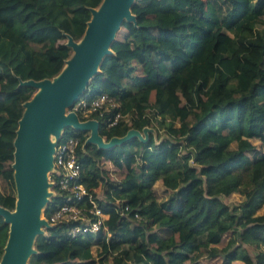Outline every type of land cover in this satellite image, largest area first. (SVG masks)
I'll list each match as a JSON object with an SVG mask.
<instances>
[{"label":"trees","instance_id":"trees-1","mask_svg":"<svg viewBox=\"0 0 264 264\" xmlns=\"http://www.w3.org/2000/svg\"><path fill=\"white\" fill-rule=\"evenodd\" d=\"M100 1L0 0L4 208L15 200L17 120L34 91L19 82L56 75L69 55L61 40L78 39ZM130 12L134 22L122 20L124 34L111 41L79 98L105 93L115 102L88 116L105 140L143 127L164 136L150 131L144 141L132 136L102 148L84 143L86 132L63 128L58 140L78 138L77 181L105 215V230L71 236L72 221L48 224L34 235L27 264H106V257L110 264H198L202 256L264 264V0H133ZM98 160L122 176L103 177ZM156 181L168 191L161 199ZM232 193L241 198L226 202ZM62 202L52 193L43 217ZM76 203L89 207L85 196ZM7 231L0 215V256Z\"/></svg>","mask_w":264,"mask_h":264},{"label":"water","instance_id":"water-1","mask_svg":"<svg viewBox=\"0 0 264 264\" xmlns=\"http://www.w3.org/2000/svg\"><path fill=\"white\" fill-rule=\"evenodd\" d=\"M133 0H101L95 8H89L90 17L78 41L69 35L65 44L73 54L65 60V66L52 78L27 79L20 84L38 88L23 102V110L17 120L13 138L12 177L15 190L13 208L0 206V215L8 224L7 237L0 256V264H27L33 251L35 234L40 226H48L39 219L40 207L47 201L45 190L51 184L47 171L51 165L53 147L59 139L61 127L88 131L84 143L107 148L136 136L144 141L138 130L130 128L122 136L105 140L97 133L98 122L93 118L81 120L73 111L64 108L81 96L84 86L98 70L101 59L111 52L110 43L122 20L134 22L130 12ZM47 130L55 136L54 142L47 137Z\"/></svg>","mask_w":264,"mask_h":264},{"label":"built area","instance_id":"built-area-1","mask_svg":"<svg viewBox=\"0 0 264 264\" xmlns=\"http://www.w3.org/2000/svg\"><path fill=\"white\" fill-rule=\"evenodd\" d=\"M114 106L115 102L110 97L100 93L89 100L77 98L71 107L77 116L85 117L82 119L85 120L92 113L102 114ZM118 117L116 113L112 118H107V125L114 124ZM77 147L78 138L75 136L69 135L62 140H57L53 147L51 165L47 171V181L51 184L52 193L61 196L63 202L44 219L48 224L72 221L73 224L68 229L71 236L83 232L93 233L99 229L105 230L102 224L105 215L101 213L90 192L77 181L80 170ZM83 196L89 204L87 208L79 207L76 203ZM112 204L117 206L118 201L114 200Z\"/></svg>","mask_w":264,"mask_h":264},{"label":"rangeland","instance_id":"rangeland-1","mask_svg":"<svg viewBox=\"0 0 264 264\" xmlns=\"http://www.w3.org/2000/svg\"><path fill=\"white\" fill-rule=\"evenodd\" d=\"M97 7V6H96ZM95 7V8H96ZM264 25V24H263ZM125 30L123 29V27L121 26V24L116 28L115 32H114V36L113 38H120L122 37V35L124 34ZM80 38V37H79ZM76 39L75 41H78L79 40ZM66 39L67 37L65 36L61 41H64L66 42ZM74 40V39H73ZM73 54V50L69 47V55L66 59H68L71 55ZM65 59V60H66ZM65 60H64V63H63V66H65ZM62 66V67H63ZM62 69V68H61ZM60 69V70H61ZM59 70V71H60ZM52 78V77H51ZM34 88V91L32 94H34L38 88L36 87H33ZM150 99H152V95H150ZM72 104L71 105H68L64 108V111L65 112H68V111H72ZM79 119H84L85 117H82V116H78ZM175 124H177V122H175ZM63 128L65 127H61L59 129V136L63 130ZM137 130V129H136ZM150 131H153L152 134L155 135V136H158V137H163V131L158 129V130H152V128L150 127H143L141 130H138L139 134L141 137H144L145 134L149 133ZM86 132V134L88 135V131H84ZM47 137L49 139L50 142H54V140L56 139L54 135H52L48 130H47ZM87 137V136H86ZM253 143H256L255 140H252ZM97 165L99 168H101L103 170V177H107L109 179H118L122 176V173L123 171L122 170H119V169H116L111 163L109 162H105V161H101V160H98L97 162ZM2 186V183L0 182V187ZM52 187L50 186H47L45 188V190L47 192H49L48 195L45 196V198L48 200V198L50 197V195L52 194V190H51ZM153 189H154V192H155V195L157 197V199H161L163 198L166 194H167V190L163 189V187L161 186V183L159 181H156L154 184H153ZM103 186L100 184L98 185L97 187H95V192L97 194V197L100 198L101 200L104 199V196H103ZM241 198V196L237 193H233V194H230L228 196H226L224 198V200L226 202H232V203H236L239 199ZM46 203V202H45ZM45 203L40 207V211H39V215H38V218L39 219H44L43 215H42V209H43V206L45 205ZM264 208H262L261 211H263ZM46 228V226L44 225H41L40 226V230L41 231H44V229ZM228 237V234H225V235H222V242L220 243V245L225 241V239ZM248 253L250 254V256H253L255 251L250 247V246H245ZM91 250H92V254L95 255V252H96V245L94 244L92 247H91ZM104 261L106 262V264H110V259L109 257H106L104 259ZM216 260L215 259H208V258H205V257H200L199 258V261H198V264H216ZM231 264H243L241 261H233Z\"/></svg>","mask_w":264,"mask_h":264},{"label":"crops","instance_id":"crops-1","mask_svg":"<svg viewBox=\"0 0 264 264\" xmlns=\"http://www.w3.org/2000/svg\"><path fill=\"white\" fill-rule=\"evenodd\" d=\"M101 161H105V162H108L107 160H101ZM233 194V193H232ZM211 259H215L217 262H216V264L219 262V257H214V258H211ZM234 261H236V260H234ZM238 261V260H237ZM233 262V261H232Z\"/></svg>","mask_w":264,"mask_h":264}]
</instances>
